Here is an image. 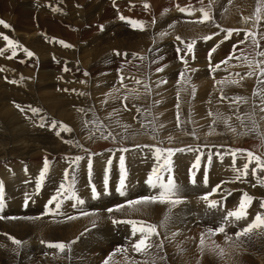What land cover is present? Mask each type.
Segmentation results:
<instances>
[{"label": "bare ground", "instance_id": "6f19581e", "mask_svg": "<svg viewBox=\"0 0 264 264\" xmlns=\"http://www.w3.org/2000/svg\"><path fill=\"white\" fill-rule=\"evenodd\" d=\"M69 1L74 2L73 4L69 5L70 11L74 14L73 17H69V19H68V21L71 20L72 21L71 23H73L72 24L73 26L69 27L72 29L71 31L68 30V26L62 27L63 21L61 22L60 20H63L64 17L61 14L58 15V18L63 17L62 19L59 18L60 20L47 17V15L49 16L50 12L46 11L43 8L46 6L45 3L43 4V2H40L38 5L37 4L35 5L31 2V0H29L28 2H26L25 0H14V2L12 0H0V14L6 16L8 18V20L9 19L12 20V18L16 16L17 20H19L18 24H20L22 30H26L25 33L22 32V30L19 31L21 33V35L16 34V33L14 35L16 37H19L23 42L25 41L27 46L36 53L35 56L31 57L25 63V66H23V67L20 66V68H18V65L15 64V70H23V68H24V71L32 72L34 70V68L40 64L39 68L42 70L36 72L37 77H39L41 79H45V81H46V79L48 80L52 76L55 79H57V76H58L57 70L58 69L62 70V67L60 68L61 65H59L58 67H55L54 66L55 64H53L50 61L48 54L51 52V48L44 49L42 47V49H41V48L37 47L38 37H36V36H39V33H41V34H42V32L44 33V31H42L40 29V27L46 28L47 32H48V30L50 32H52L53 36H59V34L62 31V28H64V31H66V37L65 38L67 39V41L69 40L72 43H74L77 46L76 49H79V47L81 46L79 56H77V57L74 54H68L64 51L66 59L72 60L75 58L69 64L73 73L70 74L68 80H70L69 82H71V81L75 80L77 77L76 81H78L79 83L85 82V81H86V83L89 82L88 81L89 77H87V76L92 77V75H93L92 71H94V69H95L93 66L89 65V60L85 59L83 61L84 54L88 51V49L84 50V48L87 47V45H85L86 40L84 41V39L81 38V36L83 35V32H86V31L92 32V33L96 32L95 34L97 37H99L100 34H103V33H99L98 30L97 31L94 30L95 29L93 27L94 23L100 22V23L106 25V30L104 33H110L111 34L112 31L117 30V29H118V31L120 30V32H121L120 34L116 35L115 37L113 36L112 37L113 39H110L107 36L103 37V38H106V40L105 41L103 40L104 42L100 41V43H98L95 46V50H96V48L101 49L103 46L108 47L109 45L114 44V46L111 48L112 51L110 52V58H112V59H110L108 56L103 57V54H104L103 51L99 52V55L102 56V58L100 57L101 63L103 62L104 65H106V63H107L109 66V67L107 66V68H110V64L114 65L113 68L114 67L115 68H120V67L124 68L123 70H126L125 72H127V74L130 71L129 69L134 64L140 65L142 68L145 69V71H144L145 74L140 75V76H147V70H146L147 66L145 65L146 61L141 63V62L136 61V60L138 58L140 59V57H142V55H143L142 58L149 57V54H147V56H146V53H148L147 49H144L143 47L140 46V44H144V42L136 40L137 43H139L136 45L134 40L136 38H138L139 36L145 37L146 39H149L148 37H153V39L155 40L154 42L158 41V45L155 46L158 49L156 51L157 53L153 55V58H154L153 62L155 60L158 61V59H159V60H161L160 66H162V65H164V62L166 63V61L174 59V54L172 52L173 51L172 47H174L173 46L174 43H173V40H171V38L177 37V36L181 37L182 39H186V42L188 40H193L196 42V46H194V49L197 51V57L200 54L199 55L200 57H198V58H203L204 56L205 57L210 56V53H211L212 58H213L214 52H212V49H213L214 45L212 44L213 45L212 46L210 43H208L207 41H205L203 39V37H205L207 35V32L209 29L213 28V30H214L213 32L216 31L217 28L212 27L213 23H214V25L216 24L219 27L221 26L223 29L224 28H227V29H232V28H244L245 29L246 28L248 31L256 34V38L259 41L260 45L262 43L261 34H264V19H261V21L259 23H257L255 20L257 0H236V1H233V0H204L203 1L202 0V1H200V3L197 4L198 6L199 5L200 6L196 7V8H203V9H206L207 11L210 12L212 20L209 23V25L207 23H197V22L194 23L192 21L183 20L184 18L180 14H177L173 8L169 10V15L167 16V18H162V15L158 16L157 14L160 11L165 10L164 4L158 5L157 3H155L156 0H148V3H151L150 10H148V9L144 10L143 12H141L142 13L141 15H143V17H145V18H148L146 21L147 26H154V30H148L147 28H145V30L139 31L137 29H134L133 27H127L128 30L131 29V31H133L131 33L133 34L134 40L128 39V40H133L134 41L133 44H132V41L129 42L123 36V32L125 30H127V29H125V27H112L107 31V29H108L107 19L113 15H115L114 17H112V21L114 23V26H123L124 24L122 25L121 23L119 24L116 22V12H113V10L110 8V4L106 0H95L94 2L96 3V7H94L95 3L92 5H88L87 0H69ZM90 1H92V0H90ZM134 1H136L139 5H141V4L144 5L146 3V1H143L142 3H139L137 0H134ZM56 2L57 1L55 0V3ZM18 3H21V5H19ZM51 3L54 5V0H52ZM75 3H76V6H75ZM129 3H130L129 1L126 4L124 2L120 3L119 4L120 8H119L118 14L124 16L125 12L129 11V9L131 8V5L127 6V4H129ZM187 3H188L187 7L190 4L191 10H193L194 13H197L199 11L197 9H193V8H195V6H197L193 2H191L189 0V2H187ZM184 5H186V4H184ZM33 6H36L37 8H39V7L41 8V10L39 9V12L37 15V22L39 19V29L40 30L35 31V35H33L29 31V29H32V28H34V26H36V25H34L35 22L31 21L33 18L34 12H35V9H32ZM88 6H91L90 10L92 12V15L95 14L94 17H96V16L98 17L100 15L101 17L106 18V19L98 20V22H94V23L91 22L90 20H85L83 18V13L89 11ZM139 7L140 6L134 7L132 13L137 11V9ZM39 15H40V17H39ZM152 15L155 17L154 22L151 21V20H153V18H151ZM199 17H200V14L197 13L192 18L199 19ZM244 18H248L247 21ZM184 21H187V22L184 23ZM113 23H111V24H113ZM87 25L90 26V29L85 28V26H87ZM93 31H95V32H93ZM97 32H98V34H97ZM220 32L222 33V31H220ZM165 33H166V35H165ZM63 35L65 36V34H63ZM225 35H226V33H223V35L221 36V39L224 38ZM128 36H127V38H128ZM118 37H119V39H118ZM122 39H125V40L123 42H121ZM166 40H167V42H166ZM238 40L239 39H237V40L233 39V36L228 40H222L223 43H225L226 47L225 46L223 48L222 47H218V48L214 47L215 52L221 54V53H223V51L225 53H227L229 51L232 53L233 45L236 44ZM92 42L93 41H90V43H92ZM96 42H94V43H96ZM94 43H92V44H94ZM79 44H80V46H79ZM94 45H88V46L90 48H92ZM146 46L147 45H145V47ZM107 47H106V50H107ZM148 48H150V47H148ZM240 48L244 49V51L241 52L240 50H237L236 54H239V52H240L241 53L240 54L241 59H232V60H230L231 62L232 61L237 62V64H238V61H241L244 64L245 60L242 58L243 56H247L249 58V60H252L254 55H255V51H261L260 50L261 46L258 49L253 48L250 39L245 44L240 45ZM118 50L119 51H121V50L135 51L133 55H134V57H137V59L135 60L134 58H132V55H131V57H128V56L122 57V58L117 57L118 55L116 56L115 52ZM96 51H98V50H96ZM60 52L61 51L58 50L57 53H55L56 56H57V54H60ZM231 53H229V54H231ZM140 54H141V56H140ZM187 54L189 55V53H187ZM203 54H204V56H203ZM37 55H39L40 58L37 62H35L34 60H35ZM188 55L185 59H187V60L192 59V62L181 65L180 67H184V68L188 67L190 70L198 68V71H194L192 73L189 72L190 74L187 75L186 81H184L185 79H183V81H184L183 83H177L176 85H178V86L176 87V89L174 91V87L172 85H170V81L172 80L175 83V81H177L176 77L180 75L181 70H179L178 68H175L173 66L168 67V64L166 63L167 65H165V66L168 67L167 69L169 72L166 74V73H163V71H161L162 72L161 75H162V80L167 81V82L166 83L162 82L164 85H161V87L156 89L158 92V95H157V93L153 94L154 105L156 103H160V106L163 105V109L160 108L162 110V112L159 113L158 117H157L160 125L158 123H156L159 125V130H160V133L157 135V141L158 142L155 141L154 138L149 139L146 136H143L141 133V130L139 131V128H137L136 125L135 126L133 125L134 122L131 123L127 120L129 117H126V114L124 115L122 113L121 114L116 113L118 115L113 116V119L110 120L111 124H109L108 127L106 128L107 129L106 131H108V133L105 134L102 130L101 131L99 130V132H96L97 126L94 129L83 130L84 136H81L78 132L70 131V133L67 134V138L70 139V140H68V143H65V144L61 143L60 144V143L54 141V139H53L54 137L53 138L51 137V136H53L52 133L56 132V130H54L53 132H49L46 129H43V130L38 129V128L34 129V128H32V126H26L25 127L24 125H22L21 120L23 118L25 120V123H27V122L29 123V122H31L32 119H34V121H35V120H41L42 118L44 119L45 117H47V120H45V121H42L43 119L41 120V122H47L49 120H52V118L50 116V115H52V116L56 117V119L58 121H61L58 118L59 114L61 116H63L61 118L64 119L65 122L68 121L69 119H74L75 114H77V113L72 112V111H68L65 107V102L68 101V102H70V104H72V103H74L72 101L73 99L72 100H66L65 98L62 99L57 94H55V92H53L52 90L50 91V89H53V87H55V85H56L55 83H53V84L51 82H49V83L47 82L44 84L40 83L37 86L34 85V87L29 91V92H36L37 94L33 95L34 97H36L34 102L28 103V104L36 105L38 112H36L35 114L31 113L32 112L31 110L33 108L27 107V105H28L27 103H25V105H22V107L24 108L25 111H17L14 108L19 107L21 105L14 104L12 102H15V99L17 97H24L25 94L29 93V92H26V91L24 92V91H21L20 89H15L13 87L7 86L0 79V166L3 165V167H4V168L0 167V169H1L0 171H2L3 175L6 174L5 172H7V171H6L5 167L12 166L14 164H16V165L18 164L17 161H15V160H19V159H16V158H20V159H22V161H24V162L28 161L30 163V162H35V161L41 162V158L44 157L43 153L46 154L47 152H52V153L57 152V154L60 153L59 155H54V157H56L58 159L61 158V160L64 158L63 155L69 156L70 153H72V155H73V153H78L75 155L84 154L86 152V149H89V147H92V145H97L99 143L100 139H105V137H107L109 139H112V138L117 139L119 132L116 130L113 132V128H118V127L121 128V132L127 131V134L128 133L134 134L132 136L133 137L132 139L131 138L128 139L132 143V146H134V145L146 146V145H159V144H161L163 146V148H180V147H183L184 145H187L186 144L187 142H190V136L187 135L186 133H184L185 130L189 129L191 131H195L196 137L199 139L200 145H207V146L214 145L215 146L216 144L223 143V141L227 140L232 145L233 148L245 149L243 144L240 145L245 140V139L244 140L242 139V138H244L243 136L247 135L246 139H248L251 136L255 135L256 137L259 138L258 140L261 142V145L263 148L264 147V112L260 111V109L264 108V93L261 90L262 85L264 88V84L260 83V81L264 80V76L260 75L259 70L255 67V69H253V70H254V72L258 70V74H256V73H255V75L253 74L250 77V81L244 82L246 77H243L244 78L243 80H240V79L236 80V81H238V83H231L230 81H232L234 78H236L235 73L229 75L227 77V79H225V78L222 79V78H220V76L222 75L220 72H217L214 75V76H216L217 81L216 80L212 81V82L207 81L203 77V75H205L206 73H209V72L208 71L205 72V70H203L202 67H200V68L196 67V63H198L199 60L195 62L194 58L188 57ZM68 56L71 58H67ZM183 56H185V55H183ZM19 58H22V55H20ZM62 58L63 57H59V59H62ZM160 58H162L163 60ZM226 58H227V56L223 60H225ZM123 59H124V61H122ZM45 60H47V62ZM145 60H147V59H145ZM256 61H261V59L260 58L258 59V56H255V60L253 61L254 63L252 64V66H256V64H255ZM168 63H169V61H168ZM0 64H2V63H0ZM240 64L241 63H239V65ZM154 66L155 65H151L148 67H149V69H152ZM160 66H159V68H160ZM193 66H195V67H193ZM246 66H247V68L252 67V66L250 67L248 64H246ZM241 67L243 68L242 65H241ZM204 68H206V67H204ZM108 70L109 69H107V71ZM155 70H154V72H155ZM237 71L240 72V69ZM132 73L136 74L135 72H132ZM155 73H157V72H155ZM12 75L17 78L16 74H12ZM40 75L44 78L40 77ZM150 75H151V73H150ZM184 75H186L185 72H184ZM240 75L242 76V74H240ZM93 77H94V75H93ZM137 77H138L137 80L140 81L139 76H137ZM221 77H223V76H221ZM95 78L96 77H94L93 79H95ZM257 78H259V80ZM126 79H128V78H126ZM146 80H147V78H146ZM134 82L135 81H133V83L132 82H127V83L134 84ZM21 83H22V81H21ZM93 83H95L94 80L91 81V84H93ZM226 84H228V85H226ZM70 85L72 86L71 83H70ZM128 85H130V84H128ZM154 85H156V83ZM44 86H46V89L48 91H46ZM108 87L109 86L105 82H103V85L100 88H101V90H105V92L107 90V92H108L109 91ZM190 88H192V90H190ZM257 88H260V89H257ZM135 89H138V85L135 86ZM193 89H195L194 94H193ZM133 90H134V88H133ZM139 91L145 92L144 89L141 88L140 86H139ZM254 91L256 93H258V91H260V93L258 95H253ZM175 92H178L181 95L180 96L181 99L179 102V109H177L178 103H176V101L174 100V93ZM221 93H223V96H225L226 99H227L226 96H230V95L232 97H243L244 99L240 100L241 104H240V102L239 103H237V102L233 103L232 102L230 104H224V103H221L220 101H222V100L220 98H218V96L220 97ZM116 94L118 96H113L114 98L108 96L109 95L108 94L103 102H105V101L110 102L114 99H117V101H118V99H124L126 102H130V104L131 103L132 104H138V103L142 102V98L140 97V95H138L139 92H138V94L128 92V91H125V92L123 91V93H121L118 90L116 92ZM142 94H144V93H142ZM145 94H147V93H145ZM94 97H96V94ZM99 97H96V98L99 99ZM125 97H127V99H125ZM79 98L80 97H78L77 100H79ZM148 99H150V97ZM24 100H26V99H24ZM24 100L22 101L20 99V102L24 103ZM94 100L96 101V99H94ZM79 101H80V103L78 102L79 104H81V102H83V100H79ZM117 101H116V103H117ZM163 102H164V104H163ZM189 102H190V104H189ZM18 103H19V101H18ZM96 103H97V101H96ZM82 105H83V103H82ZM114 107H115L114 105L109 103L108 107L107 108L105 107V108H106V110L115 111L116 108H114ZM97 109H98V107H97ZM157 110L159 111V109H157ZM86 111L87 110L85 109V112ZM89 111L91 114L92 113L91 109ZM89 111H87V113ZM228 111L235 112L234 113L235 117H233V119L235 121L232 120L231 116H229ZM107 112H109V111H106L105 113H107ZM145 112H146V110H145ZM176 113H179V115H181V116L183 114L185 115V118L180 116L179 129H177L176 121L174 120L176 117L175 116ZM218 114H220V117H222V118H218ZM237 115H241L242 117H239L240 119H237ZM129 116L133 117V115H129ZM149 119H150V117H149ZM100 120L103 122L102 119H100ZM225 120H227V124L224 122ZM153 121L156 122V119H153ZM233 122H239L241 124V128H239L238 125H234ZM35 123H36V121H35ZM139 123H140L139 126L141 127V129L146 130L149 127V126H145V124H143L142 120ZM71 124H73V121ZM142 126H145V127L142 128ZM77 127H78V129L81 128L80 122H79ZM98 128L100 129V126H98ZM32 129H34V133H33ZM233 129H235V131H233ZM31 130H32L33 134H31ZM90 131H92V132L95 131V132L93 134L89 135L88 132H90ZM217 131L222 132V134H224V136L219 137V136L215 135V133H217ZM79 132H82V131H79ZM195 133H193V134H195ZM31 136H33V138L28 139ZM108 136H111V137H108ZM194 139L196 140V138H194ZM46 140L49 142H45ZM5 141L7 142V144L1 148L3 142H5ZM49 143L54 144L55 148H59V147H63V146L65 148V146L67 144L68 153L67 154L61 153L62 150L60 148L57 149V151L55 152L54 147L48 146V145H50ZM45 145H47V146H45ZM258 146H259V144H258ZM222 147L224 148L225 146H222ZM40 148H42V149L39 151ZM71 148H73V151H70ZM216 149L220 150L221 147H216ZM3 162L5 164H3ZM53 167H54L53 169H55V167H57L56 164H54ZM16 172L20 173V169L16 170ZM50 175H52V176L48 178L49 181L47 182L46 186L51 187V188H56L57 181L59 180V179L55 178L57 176V171L52 170V172H50ZM22 179H24L23 176H22ZM7 180H13V179L8 178ZM26 189H27V187L22 186L21 191H20L18 188L12 187V188H8L7 191L13 196L11 198L12 200L15 198L17 200L18 194H16V193L26 191ZM13 191H15V192L13 193ZM47 191H48V189H47ZM85 193L86 192L81 193V194H85ZM101 199L103 200V202L105 201L103 198H101ZM16 200L13 203H11L10 205L8 204V206H7L8 210L9 209L12 210L13 205L15 206L17 204ZM88 203H90V202H88ZM100 203H102V202L100 201ZM113 204H114V202H113ZM108 205H110V204H108ZM180 205H182V204H180ZM142 209H143V207H142ZM15 211H16V213L20 214V211H18V210H15ZM124 211H127L126 213L129 214L130 217H132L133 212H134V208H128L127 207V208H124L121 212L120 211L118 212V213H120L118 216H121L123 214L125 216V218L126 217L129 218V216L127 214L123 213ZM135 211H137V210H135ZM10 214L14 215L15 213H13V212L7 213L6 212V214L4 216H8ZM178 214H179V216L174 215L172 217V222H175V223H173L171 225V227H174V226L177 227V222L180 223L181 221H183V223H187L185 220H180L182 215H185V213L181 212ZM6 218H8V217H6ZM11 218H13V217H11ZM100 219H101V217H97L96 219L91 221V219L82 220V219H80V217H79V219H76V217H75L74 219H69V218L64 219L63 221H65V222H59L58 220L53 221V220H50L48 218H44L42 221L40 220V222L33 220V219L21 220V221H23L21 223L22 228L17 229V230H15L14 228H10V230L5 229L6 225H10L12 222H6V225L1 222L0 223V230L2 229L1 233H3L4 235L11 234V235L15 236L16 238H19L20 240H25L30 235L35 236V240H34L35 246L31 245L28 242H26V243L23 242V244L21 245V248H20L21 251L19 253H18L19 249H18L17 245L15 247L9 245L10 248H8V249L4 248L5 249L4 254L12 255V256L16 257V259H14L10 256H7V262L9 263V261H12L14 263L16 261L17 262L19 261V264H34L33 262L37 261L36 259L38 258V256H36L37 252H35V249L36 248H37L36 250L39 249L38 242H39L40 238L42 240H47V241H59V240L60 241H70V240L76 238L77 235L80 232H82L83 230H85L86 228L96 224L97 221L99 222ZM17 222H18V220H17ZM165 224H167V223H165ZM184 226H186V225H184ZM159 228H160L159 230L163 232L161 235L162 242H167L166 244H168L169 242L174 241L173 233H171V232L169 233V231L173 232L174 231L173 229L171 230V228H170V230L168 229V231L166 232L164 230L165 228L164 229L162 227H159ZM94 230H96V229H94ZM1 233H0V235H2ZM1 238H0V245H2L1 244L2 243ZM81 241H83V240H81ZM7 246L8 245H6V247ZM71 247H72L71 248L72 249L71 254H74L73 250L76 247V245H73ZM7 251H9V252H7ZM167 251H168V249H167ZM1 252H0V254H1ZM18 256H20V258H18ZM40 257H42V259H43L42 261L44 264H58V263L66 264V263H62V262H51L52 257H45V256H40ZM62 257L66 258L67 254L66 253L62 254ZM72 257H73V255H72ZM80 258H81V256L79 257V254L77 251L76 252V260L82 261ZM99 258H100L99 256L93 258L89 262V264H100L98 262ZM108 260H110V259H107V261ZM120 260L121 259H119V261ZM3 261L6 262V259L4 258ZM70 261H72V260H70ZM121 261L118 264H126V262H127V261L125 262V260H123V259ZM112 263H113V261H112ZM225 263H227V262H225ZM109 264H111V263H109ZM114 264H116V263H114ZM227 264H230V263H227Z\"/></svg>", "mask_w": 264, "mask_h": 264}, {"label": "rangeland", "instance_id": "374dc122", "mask_svg": "<svg viewBox=\"0 0 264 264\" xmlns=\"http://www.w3.org/2000/svg\"><path fill=\"white\" fill-rule=\"evenodd\" d=\"M12 1L14 2V0H12ZM25 1L28 2L29 0H25ZM34 1H36V0H31V2L36 5L37 2H38V0L36 2H34ZM56 1L57 2L55 3V0H54V5H56L57 10L59 12L58 13H50L49 16L47 15V17L48 18H53V19H58V20H60V19H62L64 17L63 20H60L61 22L63 21L62 22V27L63 26H68V28L69 27H72L73 26L72 25L73 23H71L72 22L71 20L68 21V19H69V17H73L74 14L70 11V6L69 5L73 4L74 2L73 1L70 2L69 0H68L69 2L67 0H56ZM94 1L95 0H92V1L87 0V3H88V5H92V4L95 3ZM137 1L139 3H142L143 1H146V3H148V0H137ZM190 1L193 2L195 5H197L202 0H190ZM233 1H236V0H233ZM89 2L90 3L92 2V3L90 4ZM187 2H189V0H184L183 4H186L187 5L188 4ZM155 3H157L158 5L159 4L160 5H163L164 4L165 10L160 11L157 15L158 16H161L162 15V18H167V16L169 15V10L172 9V1L171 0H156ZM18 4L21 5V3H18ZM94 5H95L94 7H96V3ZM129 5H130V3L127 4V6H129ZM150 5H151V3H150ZM67 6H68V9L66 8ZM75 6H76V3H75ZM196 7H199V6L197 5V6H195V8ZM90 8H91V6H88L89 11L83 13V18L85 20H90L91 22L94 23V22H98V20H104V19H106V18L101 17L100 15L98 17L97 16L94 17L95 14L92 15V12H91ZM139 8L134 13L136 15H139L140 14L139 16L142 17L141 19H143L145 21V28H147L148 30H154V26H147V22L146 21H147L148 18H145V17H143V15H141L142 14L141 12H143L144 10H147V9H144L143 10V8H141V7H139ZM188 8L191 9L190 4L188 5ZM32 9H35V12H34V15H33V18H32L31 21L32 22H35L34 25H36V26H34V28H32V29H29V31L33 35H35V31H38V30L41 29L42 31H44V33L49 34V35H53V33L50 32L49 30L47 32V29L44 28V27H40V29H39V19H38V22H37V15H38L39 9L41 10V8L40 7L37 8L36 6H33ZM67 10H68V14H67ZM175 12L177 13V10ZM53 14H57V15H53ZM59 14H61L63 16V17H59L60 19L58 18V15ZM0 15H2V14H0ZM2 16L5 17V19L9 22L8 25L11 24L12 27H14L15 33L21 35V33L19 31H21L22 28H21L20 24H18L19 23V20H17L16 16L13 17L12 20L11 19L8 20V18L6 16H4V15H2ZM114 16L115 15H113V16H111V17H109L107 19V23H108V29H107V31L110 28H112V27H124V26H114V23L112 21V17H114ZM152 16H151V18H153V20H151V21L154 22V18L155 17L154 16L152 17ZM39 17H40V15H39ZM185 22H187V21H184V23ZM210 22L211 21L207 22V24L209 25ZM98 23H100V22H98ZM111 23H113V24H111ZM212 27L217 28V29H216L215 32H213L214 31L213 28L212 29H209L206 36H210L211 35L212 36V39H210V41L209 40H205V41H207L211 45L213 44L214 45V46L212 45L213 48L214 47L215 48H218V47H222L223 48L224 46L226 47L225 43H223V41H222V40H224V38L221 39V36L223 35V33H226V31H224V30H228V29L227 28H224L223 29L221 26L220 27H217V25L216 24L214 25V23L212 24ZM125 29H127V27H125ZM232 29H243L245 31H248L246 28L245 29L244 28H232ZM94 30L97 31V27H95ZM127 30H125V31L123 30L124 31L123 32V36L125 37L126 40L133 39V34L131 33L133 31H131V29H129L130 31L129 30L127 31ZM25 31L26 30H22V32H24V33H25ZM62 31H61V33L59 34L58 37L62 38V40H64V41H67V39L65 38L66 37V31H64V28H62ZM220 31H222V33ZM93 32H95V31H93ZM95 33L87 32L86 31V32H83V35L81 36V38L84 39V41L86 40L85 41V45H87V47L84 48V50L85 49H88V51L84 54L83 61L85 59L86 60H89V65L90 66H93L95 68L94 71H92V72H93L94 77H96V78L93 79L94 78L93 75H92V77L91 76H87V77H89V80H88L89 82L92 81V80H94V82H95V83H93V84L90 85L92 88L90 86L87 87V85H86L85 82L79 83L78 81H76V79H77L76 76H75L76 77L75 80L69 82L70 80H68V78H69L70 75L60 76L58 74L57 79H60V81H61L60 84L54 82V79L55 78L53 76L51 78H49L48 80L46 79V81H45V79H41V78H39L37 76H36V79L38 78L39 80L38 79L37 80L35 79V81H33V79H31V80H29V82H25V81H22L21 80L22 81L21 85L23 87L24 86H27L26 89L23 90V91L24 92L25 91L26 92H29L34 87V85L37 86L40 83L41 84H44V83H47V82L48 83L51 82L52 84L55 83L56 85H55V87H53V89H50L49 88L50 91L52 90L53 92H55V94H57L62 99H64V98L66 100H72L73 99L72 101L74 103L70 104V102L66 101L65 102V107H66V109L68 111H72V112H76L77 113V114H75V118L74 119H69L66 122H65L64 119L61 118L63 116H61L60 114L58 115V118L61 121H64L65 123H67L69 125V127L72 128L70 131L78 132L81 136H84V133H83L84 131L83 130H89V129L86 128V126H85V123L86 122L84 120L87 119L88 122L94 121V123H90V125H89L91 127L90 129H94L93 126H95L97 122L101 123L100 129L97 127L96 128V132H99V130L100 131L102 130L106 134V133H108V131H106L107 130L106 128L108 127L109 124H111L110 123V120L113 119V116L122 113L124 115L126 114V117H129L128 119L126 118L129 122H131V123L134 122L133 125L134 126L136 125V127L139 128V131L141 130V133H142L143 136H146L149 139L154 138V140L157 141V135L160 133V130H159V125L160 124H159V120L157 119V117H158V114L162 112L161 109H163V105L160 106V103H156L155 104L156 106L154 105V103H153V98H154L153 94L154 93H157V95H158V92H157L156 89L159 88V87H161V85H164L162 83V81H163L162 80V75H161L162 72L161 71L158 72L157 70H155V69H157V67L159 68V66L161 65V60L158 59V61L155 60L153 62V60H154L153 55L157 53L156 51L158 49L157 47H155V46L158 45V41L154 42L155 40L153 39V37H148L149 39H146L145 37H142V36H139L140 38L138 37L135 40L133 39L135 41L136 45L139 44V43H137V41L144 42V44H140V46L143 47L144 49H147V52L148 53H146V56H147V54H149V57L142 58L143 57V55H142V57H140V59L139 58L137 59V57H134V55H133L135 51H130V50L129 51H126V50L119 51L118 50V51L115 52L116 56L118 55L117 57H120V58L126 57V56L131 57V55H132V58H134L135 60L137 59L136 61H139L141 63L144 62V61H146V64L145 65L147 66L146 67L147 76H140V75L145 74L144 73L145 69L142 68L140 65L134 64L129 69L130 71L127 74V72H125L126 70H123L124 68H121V67L120 68H115V67L113 68L114 65H112L110 63H109L110 64V68H107V66H108L107 63H106V65H104L103 62L101 63L100 59L102 58V56L99 55V52L103 51L104 52L103 57L104 56H108L110 58V52L112 51L111 48L114 46V44L109 45L108 47L107 46H103L101 49H97L96 48V50H98V51L95 50V46L98 43H100V41L101 42H104L106 40V38H103V37L107 36L108 38L113 39L112 38L113 36L115 37L116 35H118V34L121 33L120 30L119 31H118V29L117 30H114V31L111 32V34L110 33H103V34H100L99 37H97ZM63 34H65V36ZM97 34H98V32H97ZM214 34H217V35H214ZM39 36L40 37L42 36L41 33H39ZM39 36H36V37H38V42H37L38 45H37V47L38 48H41V49H42V47L44 49H49L50 47L48 45L44 44L39 39L40 38ZM127 36H128V38H127ZM232 36H233V39H235V40H237V39H239V40L244 39L243 32L240 34V36H237L235 33H233ZM118 39H119V37H118ZM125 39H122L121 42H123ZM174 39H176V37H172L171 38V40H174ZM133 40H128V41L129 42L132 41V44H133L134 43ZM183 40L186 42V39H183ZM90 41H93L92 43H94L96 41L97 42L94 43L95 44L94 45V44L90 43ZM263 41H264V39H262L261 48H260L261 51H264V42ZM166 42H167V40H166ZM24 43H25V41H24ZM88 45H94V46L92 48H90ZM145 45H147V46L145 47ZM75 46H74V48L72 50L67 49V50H64V51L66 53H68V54H74L77 57V56H79V52L81 50V48H80L81 46L79 44V46H80L79 49H76ZM106 47H107V50H106ZM148 47H150V48H148ZM21 48H23V47H21ZM51 50H54L55 53H57V51H58V49L55 50L53 48H51ZM64 51H61L60 54H58V56L65 58V52ZM192 53H193L194 61L196 62V59L199 60V62L196 63V67H199V68L202 67L203 70H205V72L208 71V70H206V68H204V67L207 66L206 63H205V60H204V57H205L204 54H203V56H204L203 58H198V57H200L199 56L200 54L198 55V57H195L196 54H197V51L194 48H193V52ZM192 53H189V55H188L187 52H186V54L180 55V57L183 56V55H185V56H183V61L181 60L180 57H179L178 60H176L175 57H174L173 60H168L169 63H168V61H166V63L168 64V67L173 66V67L178 68L179 70H181L180 71L181 73H184L185 72L186 75H184V77H185V78H183V79H185L184 81H186V77H187L188 74H190V73H192L194 71H198V68H195V69L190 70L188 67H185V68L184 67H180L181 65L186 64L184 62V59L187 57V55H188V57H190V55ZM229 53H231V52L228 51L227 53H225L223 51V53H221V54H219L217 52H214V55H213V58H212V66H215L216 64H219L221 61H224L223 59L226 56L228 57L230 55ZM240 54L241 53L239 52V54H236V56L240 57ZM140 56H141V54H140ZM207 57H209V56H207ZM39 58H40L39 55H37L34 61L37 62L39 60ZM67 58H71V57L68 56ZM259 58L261 60H264V57H259L258 56V59ZM74 59L70 60V62L73 61ZM110 59H112V58H110ZM124 59L122 61H124ZM145 59H147V60H145ZM160 59H162V58H160ZM45 61L47 62V60H45ZM166 63L164 62V65L160 66V68H163V73H166L167 74L169 71L167 69L168 67L165 66V65H167ZM239 63H241V64L239 65ZM150 64L151 65H155V66L152 69H149L148 66H151ZM246 64H247L246 61L244 62V64L241 61H238V64H237V62H233V61L231 62V61H229L227 65L221 64L220 69L216 70V72L215 71L213 72V71L210 70V74L209 73H206L205 75H203V77L207 81H211L212 82V81H215L216 80V76H214V75L217 72H220L222 74L221 76H223V77L220 76V78H222V79H224V78L227 79V77L229 75H231V74H234L235 73V75H236V73H239V74H242V76L241 75L240 76H237L236 75V78H234L233 80H239V79L240 80H243L244 78L241 79V77H246L245 80H244V82L245 81H250V77L251 76L249 77L247 75L248 72H253V74L255 75V73L258 74V70L254 72L253 69H255L256 66H252L251 68H247ZM241 65L243 66V68L241 67ZM39 67H40V64L37 67H35L32 72H30V71H28V72L27 71H24V68H23V70H15V71H13L12 74H16L17 79L20 80L23 77V74H25L27 77L29 75H32V74H35L36 75V72L42 70ZM193 67H195V66H193ZM106 68L109 69V70L107 71ZM239 69H240V72L237 71ZM154 70L157 73H155ZM132 72H135L136 74H134ZM150 73H151V75H150ZM121 75L125 77V79L123 80V86H121V84L119 85V84L116 83V76L117 77H120ZM137 76H139V79H140V83L139 84L136 83V80L138 79ZM40 77H42V76L40 75ZM42 78H44V77H42ZM126 78H128V79H126ZM146 78H147L148 81L146 80ZM63 79L65 80V82L63 81ZM183 79H181V76L179 75V76L176 77V80L177 81H175V83L172 80L170 81V85H172L174 87V91H175L176 87L178 86L176 84L177 83H183L184 82ZM257 79L259 80V78H257ZM133 81H135L134 84L127 83V82H132L133 83ZM103 82H105L109 86L108 87L109 88L108 89L109 90L108 92H107V90H106V92H105V90H101L100 87L103 85ZM70 83L72 84V86L70 85ZM155 83H156V85H154ZM128 84H130V85H128ZM137 85H138V90H139V86H140L141 88L144 89L145 92L138 91L139 92V94H138V92L135 91V86H137ZM145 85H147V88H145ZM226 85H228V84H226ZM44 87L46 89V86H44ZM121 87L122 88L123 87H126V89H122ZM133 88H134V90H133ZM257 89H260V88H257ZM118 90L121 93H123V91L124 92L125 91H128V92H132V93H137L142 98V102H140L138 104H132V103L130 104V102H126L124 99H118V101H117V99H114V100H112L110 102H106V101L103 102L104 99L107 97L108 94H109L108 96H110L112 98H114L113 96H118L116 94V92ZM190 90H192V88H190ZM261 90L264 93L263 85L261 87ZM46 91H48V90L46 89ZM142 93H144V94H142ZM145 93H147V94H145ZM259 93H260V91H258V94ZM34 94H37V93L36 92L26 93L24 97H17L15 99V102L18 103V101H19V104H21V106H22V103L20 102V99L22 101L24 99H26V100H24V104L23 105H25V103H27V104L30 103V102L32 103V102H34V100L36 98V97L33 96ZM95 94H96V97H99L100 96L99 97L100 100L98 98L94 97ZM221 95H220V97L218 96V98L222 99V101H220L221 103L230 104L232 102L233 103H236V102L239 103L240 102V100H238V101L234 100L233 99L234 97H232L231 95L230 96H226L227 99L225 98V96H223V93H221ZM180 96L181 95L178 92H175L174 93V100L176 101V103H179L180 102V99H181ZM78 97L81 98V99L79 98V100H83V102H81V104H79L80 101L77 100ZM92 97L94 99H96L97 103H96V101ZM149 97H150V99H148ZM116 101H117V103H116ZM122 101L126 104V107H127L128 110H126V111H123L122 110V108L120 106L121 105L120 103ZM82 103H83V105H82ZM109 103L115 106L114 107V108H116L115 111L106 110V108L108 107V104ZM163 104H164V102H163ZM189 104H190V102H189ZM240 104H241V102H240ZM95 105L98 107V109H97V107ZM27 107H31L33 109H37V106L34 105V104H28ZM85 109L87 111H89L91 109V112L92 113L90 114V111L88 113H87V111L85 112ZM137 109H139V111ZM157 109H159V111ZM145 110H146V112H145ZM106 111H109V112L105 113ZM228 112H229V116H231L232 120H234L233 117H235L234 116V113L235 112H232V111H228ZM31 113H34V112L32 111ZM116 113H118V114H116ZM128 114L129 115H133V117H130ZM177 115H178V113L175 114L176 117H177ZM50 116H51L52 120H49L47 122H41V120L43 118L41 120H35L36 123H35L34 119H32L31 122H29V123L28 122L25 123V120L22 118L21 122H22V125H24L25 127L26 126H32V128L35 129V126L44 125V126H46V128H48V127H50V125H52V123H54L57 120L56 117H54L52 115H50ZM180 116L181 115H179V119H180ZM149 117H150V119H149ZM176 117H175L174 120L176 121L177 129H179V126L177 125V118ZM181 117L185 118V115L183 114ZM237 117H242V116L241 115H237ZM100 119H102L103 122ZM153 119H156V122H154ZM45 120H47V117H45L42 121H45ZM141 120L143 121V124H145V126H149L146 130L145 129H141V127L139 126L140 125L139 122ZM72 121H73V124H71ZM79 122H80V125H81V128L80 129H78V127H77L78 124H79ZM156 123H158L159 125L156 124ZM233 123H234V125H238V127L241 128V124L239 122H233ZM145 126H142V128H144ZM34 129H32L33 130V133H34ZM32 130H31V134H33L32 133ZM115 130L118 131L119 132V135H120V136L118 135V138L117 139H115V138H112V139H109V138H107V139L106 138L105 139H100V141H99V143L97 145H92V147H89V149H86V152L84 154H87L88 150L89 151H92V152H98V151H102V150H104L106 148L107 149H110L114 145H118V146H132V143L128 139L129 138H131V139L133 138L132 137L134 135L133 133H128L127 134V131L121 132V128L120 127L113 128V132ZM79 131H82V132H79ZM93 132H95V131H93ZM93 132L90 131V132H88V134L90 135ZM192 132L195 133V131H191L189 129L184 131V133H186L187 135L190 136V142H187L186 143L188 145V149H193L192 146H195L197 143L200 145L199 139L196 137V133L193 134ZM55 133L56 132H53L52 134L55 135ZM215 135H217L219 137L224 136V134H222V132H220V131H217V133H215ZM62 136L64 138H66L67 140H70V139L67 138V134L66 135H62ZM51 137L53 138L54 136H51ZM108 137H111V136H108ZM243 137L244 138H242V139L243 140L245 139V140L240 145L243 144L245 150L252 151L256 155L264 156V147L262 148L261 142L258 140L259 139L258 137H256L255 135L251 136L248 139H246L247 138V135H244ZM31 138H33V136H31L28 139H31ZM194 138H196V140ZM53 139H54V141H56L55 140V137ZM225 141H223V143L216 144L215 146L214 145H211V146H214V148H212L211 150L217 152L218 149H216V147H221V149L219 151L223 152L225 147L226 148L227 147L233 148L232 145L227 140H225ZM45 142H49V141L46 140ZM6 144H7L6 141L3 142L1 148L4 147ZM258 144H259V146H258ZM45 146H47V145H45ZM48 146H52V147L55 148V145L54 144H50ZM159 146L163 147L161 144H159ZM222 146H225V147L223 148ZM59 148L62 150L61 153H63V154L64 153L65 154L68 153L67 144H66L65 148H64V146L63 147H59ZM59 148H55V152ZM41 149L42 148H40L39 151ZM197 149H201V147H197ZM70 151H73V148H71ZM47 153H51V155H59L60 154V153L57 154V152L56 153L47 152ZM70 154L72 155V153H70ZM75 154H78V153H73V155H75ZM43 155H44V153H43ZM63 157L64 158L62 159V161L63 160L66 161L67 158H68V157H66L64 155H63ZM16 159H19V160H15L18 163L17 165L14 164L12 166H8V167H12L15 172H16V170L21 169L22 165H20V164H22V162L24 164L25 163H28L30 169H36V168H38L41 165L40 164L41 162H37V161L30 162L29 163L28 161H25V162L22 161V159H20V158H16ZM59 159L61 160V158H59ZM65 161H63V162H65ZM181 161L182 160H179L177 162L178 168L175 169V174L177 176V181H178L179 187L182 184V190H184L183 191V194H182V197H181V200L183 202L180 203L182 205L178 204L175 207H171L170 205H162V204H151V205H145V206L144 205H138V206H135L134 207V212H133V216L134 217L133 216L130 217V215L126 213L127 211H124L123 212L124 214H127L130 219L145 220L148 223H151V224L156 225L158 235L152 237V239L149 242V243H151V244L154 245L153 247H151L150 249H148L146 252H142V253H136L135 252V254L133 256H132V254L130 256H128V255H125L123 253H119L118 251H115L116 245H123V246H127V248H128V245L129 244H126V240L127 239L121 240V239L117 238L112 233V230L109 227L108 216H110L112 218H119V219H125V216L123 214L121 215L122 217L121 216H118L120 214V213H118L119 211H112L110 213H106L105 212L106 211L105 209H107L109 207H112L114 205H117V204H119L122 201L121 200L114 199L113 196L110 197V198H104L103 197V199L105 200L104 202H103L102 199H100L97 202H90V203H88V205L91 207V213L90 214H88V215H80V216L76 217V219H79V217H80V219H82V220L91 219V221H93L97 217H101V219L99 220V222L97 221L96 224H94V225H97V227L95 228L96 230L93 229V230H90L87 233V238L83 239V241H80L76 245V247L74 248V250H73L74 251V254H71L72 253V249H71L72 247H71L70 248V251L67 252V257L66 258H63L62 255H55V256H52V258H51L52 261L51 262H62V263H66V264H76V263L77 264H89V262L93 258L99 256L100 258H99V261L98 262L100 264H105V261H107V259H110V260L107 261V264H109V263H111V264H114V263L118 264V263H120V261L122 259L125 260V262L127 261L126 264H227V263H230V264H232V263L233 264H264V229L255 230V231H253L249 235H244V236H240L239 238H237L236 235H235L237 233V231L233 229L232 224H227L225 226L226 231H224V233H221L219 235L218 234H216V235H210L208 233V230L209 229L203 227L204 226V223L205 224L211 223V225H210L211 228L213 230H215L216 229L215 226H218L217 223L215 222V214H219V212L216 209H212V210H210V215L204 216V214L201 212L200 208L199 209L196 208V205L198 203V198H196L197 195H200V194H202L205 191H199L198 189L196 190L194 188H190V187L187 186V184L184 182V179H185V174H184L185 164L183 162H181ZM246 161H247V158L245 159V162ZM59 163L60 162H56L55 163L56 166ZM236 163H238V160L236 161ZM3 164H5V163L3 162ZM65 164H66V166H68L67 163H65ZM25 165H27V164H25ZM62 165H64V164H62ZM82 166H84V165H82ZM252 166L255 167V162L252 163ZM0 167H3V165L0 166ZM56 169H57V167H55V169H53V170H56ZM129 169H130L129 177L131 176V183L138 182V185L135 186L134 189H133L132 197L129 198V199H133V198H137V197H142L143 195H145L144 188H143V185H142V180L144 179V176H145V174H146V172L148 170L147 164H143V163L139 164L138 161H135V160L132 159L129 162ZM100 171H101V167L96 162L95 163V166H94V172H95L94 176L99 175ZM0 172L2 173V171H0ZM83 172H84V170L81 169L80 178H78L81 182H84L83 181L84 180V174H83ZM261 172L264 175V171H261ZM17 174H18V177H16V178L7 177V179L9 178V179H13V180H7V179H6L7 181L4 180V182L6 181L7 189L8 188H12V187H16V188H18L21 191L22 186H21L20 183H21V181L26 180V178L24 177V179H22V175L20 177V173H17ZM210 174H211V176H210L211 184H214L217 181L223 180L222 179L223 173H221L220 170H219V168L217 166H215V165L211 167ZM257 174H258V172H257ZM257 174H256L257 177H256V179H255V181L253 183L249 181L250 184H248L246 182L234 181V180H229V181H227L224 184L228 187V190L242 189L243 188V189H245L247 191V193L250 196L256 197V198H261V200H260V202H261V201H264V186H262L258 182L259 180H261V178H259ZM51 176L52 175H49V177H51ZM57 176H59V174H57ZM30 181H31V178L29 179V182ZM46 188L48 189V191L51 189V187H47V186H46ZM46 188L44 190L45 193L48 192ZM52 189L54 190L55 188H52ZM14 192L15 191H13V193ZM16 194H18L17 200H16V198L12 200L11 198L13 196L8 191H7V194H4V200H3L4 208H8L7 207L8 204L10 205L15 200H16V203H17L15 206L13 205L12 210L9 209L7 211V213H12L13 212L16 215L15 214L14 215H11L10 214V215L4 216V218L0 219V223L2 222L5 225H6V222H12L10 225H6L5 229H8V230H10V228H14L15 230L21 229L22 228L21 227V223L23 222L21 220H29V219H32V215L33 214H38L40 212L39 210L34 211V208H32V206H29L28 205V209L26 208V206H23L22 207L23 211H25V213H24L21 210V205H20L21 204V198H22V192H19V193H16ZM7 199L9 201V203H5L4 202ZM231 199H232V197L229 198V200H231ZM238 199H239V195L236 198V202L238 201ZM100 201L102 203H100ZM113 202H114V204H113ZM236 202H233V203L235 204ZM107 203L110 204V205H108ZM35 206H38V204H36ZM142 207H143V209H142ZM15 210L20 211V214L19 213H16ZM135 210H137V211H135ZM262 210H263L262 212H257V213L264 214V208H262ZM181 212H184L185 215H182V217L180 218V220H185L187 223H183V221H181L180 223L177 222V227L176 226L171 227V225L173 223H175V222H172V217L174 215H178L179 216L178 213H181ZM10 216L13 217V218H11ZM209 216H210V218H209ZM6 217H8V218H6ZM126 218H128V217H126ZM17 220H18V222H17ZM33 220H36V219H33ZM42 220L43 219H41V221ZM36 221H39L40 222V220H36ZM58 221L59 222H65L63 220H58ZM242 221L244 223H246V225H247V223L250 222L248 219L247 220H242ZM165 223H167V224H165ZM184 225H186V226H184ZM242 225H243V223H240V226H242ZM159 227H162L163 229L165 228L164 230L166 232L168 231V229L170 230V228H171V230L173 229L175 232L174 231L173 232L172 231H169V233L170 232L173 233V235H174V241H171L168 244H166L167 242H162L161 235H162L163 232L159 230L160 229ZM1 231H2V229L0 230V233H1ZM1 234L2 235H0V238L1 237L5 238L4 234L3 233H1ZM122 234L128 236L127 232H123ZM202 236H203V239H204L203 246L200 245L201 244V238H202ZM1 240H2V238H1ZM34 240H35V236L30 235L27 239L20 240V241H22L24 243L28 242L31 245L35 246L34 245ZM40 241L47 242V240H42L41 238H40L39 242ZM1 244L2 245H0V252L1 251L2 252L0 254V264H19V261L18 262L16 261L14 263L12 261H9V263L7 262V256H10V257H12L14 259H16V257H14L12 255H6V254H4L5 249L10 248V246L9 245L7 247L4 246L3 245V242ZM155 245H160L161 247H156ZM17 247L19 249L18 250V253H19L21 251V249H20L21 248V244L17 245ZM36 249H35V252H37L36 256H38V258L36 259L37 261H35L33 263L34 264H44L43 261H42L43 259L40 256H43L42 254L45 251L44 250H40V249L36 250ZM167 249H168V251H167ZM77 251H78L79 257L81 256L80 259L82 261L76 260V252ZM7 252H9V251H7ZM72 255H73V257H72ZM4 258L6 259V262L7 263L5 261H3ZM18 258H20V256H18ZM119 259H121V260L119 261ZM70 260H72V261H70ZM112 261H113V263H112ZM225 262H227V263H225ZM58 264H60V263H58Z\"/></svg>", "mask_w": 264, "mask_h": 264}, {"label": "snow or ice", "instance_id": "6c2138e0", "mask_svg": "<svg viewBox=\"0 0 264 264\" xmlns=\"http://www.w3.org/2000/svg\"><path fill=\"white\" fill-rule=\"evenodd\" d=\"M145 9L149 7L148 4H144ZM177 8L180 12L185 13L187 15H192L193 13L190 11L189 8L185 7H180L177 5ZM201 16L198 20L193 21L197 23H205L209 22L212 20V17L210 15L209 11L204 10L203 8L199 9ZM121 20H126L124 16H120ZM246 21L248 18H244ZM261 19H264V0H257V8L255 12V20L257 23L261 21ZM127 23H129L134 29H139V30H144V25L143 22L141 21H136V20H131L127 19ZM0 24H3L5 28H8L9 25L5 23L4 21L0 20ZM217 27H219L217 25ZM226 31V35L224 36V40H228L232 37L233 33H235L237 36H240V34L243 32L244 39L238 40L236 44L233 45V51L232 53L224 60L221 61L219 64H216L215 66H212L210 63V69L211 71H216L220 68L221 64L227 65L228 62L232 59H241V57L236 56V51L240 50L241 52L244 51V49L240 48V45L245 44L249 39L251 40L252 46L254 49H258L261 45L259 41L256 38V34L253 32L245 31L243 29H228L224 30ZM218 34V33H217ZM214 34V35H217ZM166 35V33H165ZM2 39L7 43V47L12 49V55L15 56V50L18 47L15 41L10 39L7 35H3ZM176 39L180 41L181 43H185L181 37L177 36ZM204 40H210L212 39V36H205L203 37ZM261 39H264V34H261ZM63 44V42H61ZM195 41H192L190 43H186V52L187 53H192L193 48H194ZM65 47H70V45L64 44ZM6 49H0V54H3V52ZM25 54L27 56H32L33 53L28 51L27 49H23ZM182 50L177 49V52L180 53ZM212 52H215V48L212 49ZM255 56L259 57H264V51H255V55L252 60H249L247 56H243L242 58L246 61V63L251 67L253 64V61L255 60ZM11 58V57H10ZM181 60L183 61V56L180 57ZM210 59H211V53H210ZM186 63V61H184ZM256 68L259 70L260 75L264 76V60L261 61H256ZM158 72L163 71V68H157L156 69ZM237 76H239V73H236ZM249 77L253 75V72H248L247 74ZM181 79L184 78V73H180ZM121 86H123V80L125 79L124 76L119 77ZM243 79V77H241ZM163 83H166L167 81H162ZM231 83H238L236 80L230 81ZM136 83L139 84L140 81L136 80ZM219 83V82H218ZM260 83L264 84V80H261ZM145 88H147V85H145ZM195 93V89H193V94ZM253 95H258L254 91ZM223 98V97H222ZM127 99V97H125ZM234 100H243V97H234ZM177 109H179V103L177 104ZM139 111V109H137ZM34 113L38 112L37 109H32ZM260 111L264 112V108H261ZM218 118L220 117V114H218ZM237 119H240L237 117ZM227 124V120L224 121ZM177 124L179 126V113L177 115ZM55 127V125H53ZM61 128L63 130H68L66 126L61 125ZM235 131V129H233ZM59 135V133H57ZM107 138V137H105ZM121 151H128L127 149H122ZM184 149H173V148H161V147H156L153 149L155 160L157 161L156 165L153 166L150 174L147 177L146 183L154 189H159L158 193L155 195L151 196H142L136 199H130L127 200L126 204H121L118 205L115 209V211H121L122 209L128 207V208H134L135 206L138 205H151V204H162V205H171L172 207H175L176 205L182 203L183 201L181 200L179 196V186L175 182L172 172H173V161H172V156L176 152H183ZM189 151H193V149H189ZM240 152L243 153L247 160L248 163H245L242 168H235L234 171L237 172L236 175V180H241L243 177H246L249 175V164L255 162V167L251 169V175L256 176L258 171H264V156L261 155H256L252 151H248L245 149H236L235 151L232 152L233 156V164L235 165V156L236 153ZM83 159V157H76L74 160V163L77 165L79 164V161ZM209 160H211V157L209 156ZM108 167L105 169V177H104V188H105V193H107L108 189V172L110 170V167L112 165V160H108ZM119 164H120V181L119 184L116 188V191L121 195H125V190H126V185H125V178H126V168H125V157L121 155L119 157ZM200 164V157H196V162L193 164V168L196 169L199 167ZM49 165L47 161H45L43 169L41 170L39 174V178L36 181V188L37 190L40 189L47 173H48ZM88 174L89 177L91 178L92 175V161L91 158L88 160ZM165 174H167V177L165 179ZM194 175V173H193ZM65 183H61L59 185V188L54 196L51 197L49 200V204L55 202V206L57 209L60 208L61 204L63 203V199H68L75 201V203L72 204V207H76L77 205H82L84 204V200L81 199L77 194L75 190V184H76V176L73 173L71 176V180H68V173H65L64 177ZM205 184H207V174L205 173V179H204ZM234 182V181H233ZM262 186H264V179H261L258 181ZM89 183L91 185V192H92V198L95 199L98 197V192L96 190L95 185L91 184V179L89 180ZM193 183H195V180L193 179ZM219 186L216 188L212 189V193H215ZM206 194L202 197L204 201L208 203V206L210 208H215L217 206V201L216 200H209V196L212 194ZM4 185L2 182H0V211L3 210L4 207ZM253 197L250 196L248 193H244L238 207L235 210L227 212V215L225 217V220H228L229 218H232L236 221L239 220H247L248 218V208L250 207L252 203ZM27 203V200L25 201ZM260 207L264 208V201H261ZM47 209V205H46ZM108 212L114 211V209L109 208L107 209ZM82 215H88L87 212H83ZM4 217H0L2 219ZM75 217H69V219H74ZM114 224H129L132 227V233L133 235H139V238L137 241L132 245V248L135 252L137 253H142L146 252L149 248L153 247L154 245L149 243V241L152 239V237L157 236V227L154 224L148 223L143 220H117L113 219L112 221ZM264 229V214L257 213L255 217L252 219L251 222L247 223L245 227H243L239 232H237L235 235L237 238L240 236L244 235H249L255 230H261ZM225 229L223 226L217 227L215 230L209 229L208 233L210 235H216L219 233H224ZM12 243L19 245L21 241L16 240L14 238H11ZM204 244V239L203 236L201 238V245L203 246ZM156 247H161L160 245H155ZM49 247H55L59 251L63 252L66 248V245L62 242L60 243H55V244H49ZM126 251V250H124ZM105 264H107V261H105Z\"/></svg>", "mask_w": 264, "mask_h": 264}]
</instances>
